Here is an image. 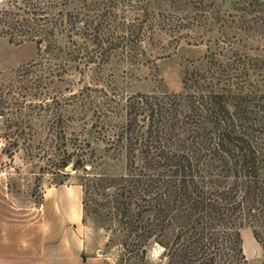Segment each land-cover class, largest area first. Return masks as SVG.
Returning a JSON list of instances; mask_svg holds the SVG:
<instances>
[{
    "label": "trees",
    "instance_id": "1",
    "mask_svg": "<svg viewBox=\"0 0 264 264\" xmlns=\"http://www.w3.org/2000/svg\"><path fill=\"white\" fill-rule=\"evenodd\" d=\"M0 2V35L77 66H135L180 41H214L182 92L125 99L107 150L124 153L126 171L104 180L127 254L152 242L165 264H247L241 228L264 223V0H222L223 11L215 0Z\"/></svg>",
    "mask_w": 264,
    "mask_h": 264
},
{
    "label": "rangeland",
    "instance_id": "2",
    "mask_svg": "<svg viewBox=\"0 0 264 264\" xmlns=\"http://www.w3.org/2000/svg\"><path fill=\"white\" fill-rule=\"evenodd\" d=\"M215 2L226 9L222 0ZM214 49V41H180L144 64L112 60L85 67L64 51L40 52L34 42L0 35V232L11 241H34L45 193L80 189L82 183L78 229L88 247L99 249L110 264H165V250L153 259L164 249L159 244L151 242L136 257L122 247L126 228L112 207L115 189L106 187L104 177L125 174L126 160L121 150H107V140L125 120L127 97L182 92L185 71ZM142 51L144 58L147 48ZM241 240L246 263L264 264V223L243 226Z\"/></svg>",
    "mask_w": 264,
    "mask_h": 264
},
{
    "label": "crops",
    "instance_id": "3",
    "mask_svg": "<svg viewBox=\"0 0 264 264\" xmlns=\"http://www.w3.org/2000/svg\"><path fill=\"white\" fill-rule=\"evenodd\" d=\"M78 185L45 193L41 232L34 241H11L0 232V264H110L99 249L87 246L78 229L83 223V188Z\"/></svg>",
    "mask_w": 264,
    "mask_h": 264
},
{
    "label": "clouds",
    "instance_id": "4",
    "mask_svg": "<svg viewBox=\"0 0 264 264\" xmlns=\"http://www.w3.org/2000/svg\"><path fill=\"white\" fill-rule=\"evenodd\" d=\"M163 251H164V249H163V248H160L159 252H155V253L153 254V259H156L157 257H159V255H160Z\"/></svg>",
    "mask_w": 264,
    "mask_h": 264
}]
</instances>
